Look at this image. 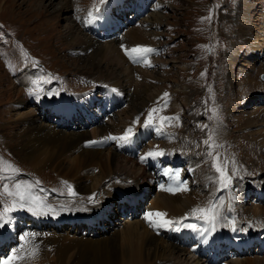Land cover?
<instances>
[{
    "label": "rangeland",
    "instance_id": "1",
    "mask_svg": "<svg viewBox=\"0 0 264 264\" xmlns=\"http://www.w3.org/2000/svg\"><path fill=\"white\" fill-rule=\"evenodd\" d=\"M64 1L53 0L50 5L49 0H42L41 7H39L38 0H0V5L3 4L0 8V213L5 207H12L13 200L17 199L4 192L5 185L8 186V191L14 192L16 184L22 186L30 184L33 186L31 188L32 194L55 209V212L39 217L64 221V225L59 227L42 225L36 228L34 225L37 223L34 222L32 227L28 228L23 226L22 221L26 217L22 214H33L26 208L15 209L9 214L11 222L0 228V232L3 231V235L0 236L9 235L10 238L16 239L20 243V248L28 247V245L22 244L20 240L21 234L24 233L35 234V239L31 236L29 237L30 240L26 239L28 242L32 240L43 241L50 238L49 235L71 241L81 235L85 238L95 239L99 238L102 233H107L106 236L119 245L130 237L129 235L122 237L119 233L123 231V225L128 222L137 223L140 231L142 225L147 226L150 234H153V227L145 219L146 213L164 212L166 218L171 219L168 210L156 206L157 197L165 194L174 198L183 192L170 193L167 190L168 185L164 182H154L151 172L148 171L150 168L142 170L143 173H146V177L139 184L133 179L126 181L123 176L121 177L122 172H117V167L114 168V173L108 178L101 179L96 184L94 179L99 174V162L94 163L95 165H92L91 169L81 176V179H85L83 184L88 189L79 191L75 184L68 180L73 178L66 176V179L64 177L72 161L77 157L75 152H70L68 156L66 154L62 156L61 159H64L65 164L55 171L52 170V167L33 168L29 163L30 160L27 159L28 155L26 154L27 148L24 150L25 142L14 134L19 130L17 120H19L20 111L34 109V117H40L41 121L46 124L51 122L54 124L58 114L47 113L51 110H43L44 113H40L37 111L34 101L41 99L53 101L66 97L78 102L75 98L80 94L82 98L88 96L90 99L96 97L101 100V95L105 91L109 90L110 87H117L115 84H106L92 79L91 71L85 70L90 65L88 58L79 57L64 39L67 25L75 24L72 18L73 14L82 17L88 14L90 10L94 11L96 8L102 7L101 0ZM157 1L162 3V7L158 8L161 16L154 29L156 37L153 40L148 37L154 46L152 48L156 51L147 54L153 60V64L147 68L153 70L157 65L158 76L160 77L153 84L147 82L145 78H139L135 94L123 93L124 107L119 106V108L114 109V113L116 112L117 115L119 112H130L133 107H136L132 113L130 127L137 136L133 135L130 145L119 143L114 139H107L111 136L107 135L105 139L104 137L98 139L101 140L98 141L99 146L102 147L100 150L111 149L124 153L123 156L132 158L134 154H131L132 151H136L140 155L155 145L159 147L161 152L167 154L162 159L168 160L160 159L163 167L169 166V170H181L180 174L186 175L187 191L189 192L190 188L198 190L193 193L198 196L195 201H199V203L183 208V213L176 216L175 219L180 220L188 216V219L183 221L188 224V221H193L192 209L207 207L210 200H215L218 204L222 200L224 206L226 205L223 210V217L215 225V231L207 235H201V232H197L199 236L197 243L196 240L188 236L189 233H186L185 240H190L194 246L201 243L200 248L202 249V244L210 237L215 242L220 241L218 238L219 231L227 232V234L238 233L235 237L238 238L236 248L237 251H240L241 244L245 243L240 239H244L245 236L233 228L238 227L239 230H246V233L257 232L261 235L258 230L264 227V160H261L258 155L260 148L257 143L258 140H255L257 136L249 134L244 128V121L247 116L255 114L252 112L254 111L253 108L264 106V81L260 79V74H264V0H251L250 4L252 3L253 7H250V12L245 16L242 13L245 8L242 5L243 0H235V2L234 0H151L147 5V12L136 19L142 18L146 14L149 15L152 4ZM111 3L104 12L106 15L102 13L101 16L111 15L121 20L129 18L131 22L135 21V19L130 18L134 11L129 8V3H126L125 15L123 16L120 15L116 0H112ZM61 6L62 9L60 10ZM108 13L110 14L108 15ZM65 15L70 16V19ZM210 15L211 20L208 19ZM241 18H244L243 23L242 20H239ZM97 20L91 24L86 23L87 25H84L83 30L84 32L87 31V35L91 34V37L100 42L101 39H98V36L102 37L106 29L97 25L96 30L95 23ZM136 21L139 22V20ZM81 22L82 19L79 18V23ZM131 22L125 20V26L118 27L116 32L119 35L125 33L127 28L134 24ZM250 23H252L253 29L251 32L254 33L261 45L260 49H253L248 39L243 36ZM146 27L148 28V26ZM108 35L110 34L108 33ZM108 43L112 44L113 41ZM122 43L123 48L126 49L127 44L124 39ZM140 45L148 46L142 45V43ZM211 45H213L214 50L209 52L205 46L212 47ZM154 63L156 64L154 65ZM26 71L30 73L28 82L26 84L16 83L17 74ZM11 82L15 84H12L14 89L24 85L21 95L12 89ZM149 85L159 89V92L154 93L155 97L152 99L146 98L150 93ZM88 91L96 95L92 96ZM30 92L31 94H29ZM165 92L169 94L168 97L163 96ZM23 99H26L25 102ZM113 104L116 106L118 102L114 100ZM127 107H130L129 110L126 109ZM154 108L157 111L153 112L152 115L157 126L161 116L179 117L178 120L173 119L164 122V134L157 132L156 127L146 128L143 126L149 110ZM213 111H215V116ZM59 116L57 121L58 125H61L64 119L60 116L62 117L60 122ZM60 127L74 132L85 131L80 128L77 120L72 121L69 125L65 122L64 126ZM142 127L144 134L141 131ZM261 127L263 126L261 125ZM96 129L100 130V128ZM141 134H143L142 139L139 137ZM209 137H212L210 141ZM205 141H209V143L206 144ZM246 142L248 143L246 144ZM93 144H96L97 147V143ZM210 144L218 145V147H210ZM214 159L217 164L224 168L227 175L232 177L231 184L227 188H221L217 182L218 174L212 166ZM170 162L171 165H169ZM141 164L144 165V163ZM149 164L151 165V163ZM233 172H235L234 175ZM160 173H164V171L162 170ZM201 173H207L206 181L202 180ZM68 185H71L72 190L76 193L74 197L69 196L68 187L66 188ZM173 187L177 188V186ZM254 187L260 188L256 191ZM119 190L129 196L133 194L131 201H137L141 204L136 211H132L130 207L126 206V202H117ZM93 194L95 195L93 196ZM240 194L241 196H239ZM89 197H93L95 202L89 203ZM143 198L144 200L141 201ZM121 199L126 200L125 197ZM257 204L263 206V210L259 209L258 212H255L253 206H258ZM229 209H231L229 214L231 218L226 217ZM92 210L98 211L99 215L94 216L92 223L89 222V218L84 223V218L88 217L87 214ZM123 210L129 213L124 215L121 212ZM155 218L152 219L155 220ZM70 220L75 223L79 221L80 225L67 222ZM233 220L235 223L239 221V226L233 225ZM200 227L203 231V228H210V225L200 224ZM24 229H28V231L23 232ZM160 230L163 234L167 231L174 232L173 229L169 228H166V231L155 228L157 232ZM190 230L192 229L190 228ZM153 235L159 236L158 233ZM175 235L176 231L170 235V239H172L170 242L177 238ZM66 239L62 240L66 242ZM252 239H255V235L248 237V240ZM131 240L134 239H129V241ZM171 244L176 246L178 250L186 248L182 250L185 252L177 260L179 263L189 259L192 263L199 260L201 261L200 264L202 262H205L204 264H229L235 259L234 250H232V259L216 263V259L204 258L197 253V256L190 257L186 253L188 246H181L178 243V247L173 242ZM214 245L221 248L219 244ZM19 247L13 248L9 255L14 252L17 253L18 249L25 258L18 259L13 264L18 262L51 264L47 256H39L42 257L38 258L39 262L27 253V248L20 249ZM6 251V244L1 242L0 258ZM69 253L72 251L70 250ZM194 253L191 252V255ZM48 255L53 257L52 252H49ZM263 259L264 251L258 252L256 245L241 257H237L239 262L247 260L244 264L248 262V264H264ZM63 261L54 264H71L66 259ZM177 262L170 259L155 261L156 264H178Z\"/></svg>",
    "mask_w": 264,
    "mask_h": 264
},
{
    "label": "bare ground",
    "instance_id": "2",
    "mask_svg": "<svg viewBox=\"0 0 264 264\" xmlns=\"http://www.w3.org/2000/svg\"><path fill=\"white\" fill-rule=\"evenodd\" d=\"M52 1L53 0H49L50 5L52 4ZM250 1L251 0H243L242 5H244L245 8H244V12L242 13H244V16L250 12V7L252 6V3L250 4ZM37 3H38V6L41 7L42 0H38ZM161 4L162 3L158 1L154 2L152 4L150 14L149 15L146 14L142 18L140 17L139 19H135V21L133 22L134 24L131 25L130 28L128 27L125 33L121 35L118 34L113 39H110L108 35L106 34L104 36V40L102 37V40H100V42L95 40L93 37H91L90 36L91 34L87 35L88 34V33L86 34L87 31L84 32L83 30L84 25L87 23L86 21L90 19L89 16L86 18L88 14H85L82 17L73 14L72 18L74 19L75 24L67 25V28L65 30V35H64L65 42L71 47L73 52L78 54L79 57H82L83 59L88 58L90 65L89 67H86L85 70H87V72L91 71L92 76L91 75L90 76L92 79L96 81H101L106 84L117 85L116 88L110 87L109 89H114L115 91H119L120 95H123V93L124 94L133 93L134 95L137 89V85L139 83V78L141 77L145 78L147 82L149 81L150 84H153L156 82V80L160 77L158 76L159 74L158 66L155 65L156 63H154L156 67H154L153 70H150L149 68H147V66L143 62H140L138 65L134 64L133 59L130 58L128 55H126L125 49L122 48V45H123L122 40L124 39V41L127 44L126 49H131L136 46H141L140 45L141 43L142 45H148L147 47H151V48L154 47L152 44V41L148 40V37L152 40L156 37L154 29L156 27V23L159 21L160 16H161L160 11L158 10V8L162 7ZM2 6L3 4L0 5V8H2ZM54 6L56 7V5ZM61 9H62V6L60 10ZM63 10L65 9L63 8ZM115 12L117 11L115 10ZM109 14L110 13H108V15ZM65 17H68V19H70L69 18L70 16L68 15H65ZM79 18L82 19L81 23H79ZM153 19H155L156 21H154ZM136 20H139V22L137 23ZM239 20H242V23L244 22V18L243 19L241 18ZM121 23H122V20H119V19H115V20L104 19V18L98 19V25L105 27V29H109V30L115 29L117 25L119 27ZM251 25L252 23L249 24V26L247 27L248 30L244 34H243L244 31L242 29L243 31L242 34L246 39H248L253 49L255 50L260 49L261 45L258 43V40L255 37L254 33L251 32L253 30ZM146 26H148V28ZM101 34H102V31H101ZM123 36H125V38H123ZM263 36H264V27H263ZM110 41H113V43L112 44L108 43ZM147 60L150 62L151 65L153 64L152 63L153 60L151 59V56L147 55ZM29 76H30V73L27 71L19 72L15 79L16 83L26 84L28 82ZM12 84L14 83L11 82V87L12 89H14L15 87ZM23 86L21 88L14 89V90H16L19 93V95H21ZM149 88H150V93L149 95H147L146 98L152 99L153 97H155L154 93L159 92V89L158 88L156 89L155 86H152V85H149ZM108 91L109 90L105 91L101 95L102 99L99 102V106H102V109L104 108L106 109L107 106L110 107L109 99L113 97V94H111ZM88 92H90L92 96L96 95V94H93L91 91H88ZM84 93H87V92H84ZM86 97L82 98L81 94L79 96L77 95L75 100L78 102H75V103L76 104H86V106H90V101L92 100H89ZM142 97L144 98V95ZM25 100L26 99H23L24 102ZM144 101H145V98L143 102ZM130 104L132 105V103ZM96 108L99 109V107H96ZM129 108L130 107H127L126 109L129 110ZM256 108L255 107L253 108L254 111L251 110L252 112L255 113L254 115L247 116V119L244 121V128L249 132V134H253L257 136L255 140L256 141L258 140L257 143L260 148L258 151V155L260 156L261 160H264V106H261L260 108L258 107ZM134 110H136V107L135 108L133 107L130 112L126 111V113L119 112L116 115V112H115L111 114L110 116L106 117L105 119H102L103 115L98 116L97 124L89 131L85 130L83 132H74V131L65 130L61 128L60 125H58L57 120H56V123L53 124L51 122L50 124L48 123L49 124L48 125L45 122H42L40 117H34L35 116L34 109H31V111L24 110V111H20L18 115L19 120H17V123L19 124L18 125L19 130L16 131L14 134L18 138H20L21 141L25 142L26 146L24 150H26L27 148V153H26L28 155L27 159L30 160L29 163L32 165L33 168L43 169L44 167L46 168L52 167V170L54 171L58 170L60 169L61 166H64L65 164L64 159H61L62 156H64L65 154L68 156L70 152L77 153V157L72 161V164L69 166L68 171L64 177L66 179L67 177L73 178V179H68V180H71L75 184L77 190L79 191H82L83 189H88L83 184L85 179L84 180L81 179L82 178L81 176H83V174H85L86 171H89L92 165H95L94 163H98V162L100 165L99 171H98L99 174L97 173L98 175L96 176V179L93 178L96 184L100 182L101 179L103 180L106 177L108 178L109 175L114 173L113 170L116 167L118 168L117 172H122L123 175L121 174V177L123 176L126 181H128L129 179H133L137 181L139 184L146 177V173H143L142 171L145 168V166L141 164L140 157L145 155L149 150L161 151L159 147L155 145L153 148L148 149L147 151L143 152V154L141 153L136 158H131V157H127L126 155L123 156L124 153H121L119 151L116 152L111 149L100 150L101 147L99 148L94 145L89 146L90 144L89 142L96 141L101 138L103 139V137L105 139L107 135H111L113 137H119L123 135L124 131L128 129L131 125V121H132L131 119L133 117L132 113H134ZM61 111L65 113V115L68 118H72L70 115H68V113H66L68 111L67 108L62 109ZM60 116H59V120L61 122L62 117ZM261 125L263 127H261ZM50 126H53V128H50ZM96 128H100V130ZM247 143L248 142H246V144ZM118 156H120L121 159H118L120 158ZM163 156L165 155H162V157ZM162 160H168V159H162ZM169 165H171V162ZM168 167L164 168L163 164L160 161L157 162V170L159 172H162L163 170L164 172L168 171L167 173H169L170 167L169 168ZM151 175H152V172H151ZM201 175H202V180L206 181L205 179L207 178V173H201ZM170 187L173 189V191H169L170 193L177 192V190H175L176 187L168 185V188ZM259 188L260 187H254V190L257 191L259 190ZM195 190L197 189L190 188L189 192L183 191L181 193L180 191L181 193L180 196H177L174 198L168 195H165V194L160 195L156 199V206H158V208L168 210L169 217L171 218V220H174L176 216H179L180 214L183 213V208H186L187 206L191 207V205H196L197 203H199V201H195V199H198V196L193 193L195 192ZM199 193L201 195V192ZM239 196H241V194ZM122 201L124 202L125 200H122ZM136 202H132V203L135 204ZM257 205L258 206L256 205L253 206L255 212H258L259 209L263 210V206H260L259 204ZM239 208L242 209V207H239ZM93 211L94 210H92V212H89L87 214L89 216L90 223L93 222L94 216L99 215L98 211L96 210L94 212ZM230 213H231V209H229V213H226V217L231 218V215H229ZM156 219L158 218H155V220ZM192 220L193 221H188V224H192V223H197L199 225L203 224L202 222L196 221L194 219ZM22 222L24 223L23 226L28 227V228H30L33 223L32 220L27 219V218H25ZM239 224H240L239 221L235 223L236 226H239ZM204 225L208 226V224H204ZM123 226H124L123 227L124 232L120 231L119 232L120 235L122 237H124L125 235H129L130 236L129 239H134V240L129 241L128 239L123 243L121 242L119 245H117L116 242L113 241L112 239L108 238L106 236L107 233H102V235H99V238H95V239L85 238L83 235H81V236H77L72 241L66 238L49 235L50 238H46L43 241L32 240L28 242L26 241V239L30 240L29 239L30 236H26L25 240L23 241L21 240V243L24 244L25 246L28 245V247H25L27 248L26 250L27 253L30 254L33 251L36 252L35 255H31L32 258L39 261L38 258H42L39 256L41 255L47 256L48 261H50L51 264H54L55 262L63 261L65 259L67 260V262L71 264H153L155 263L156 260H165V259H168V260L170 259V260H174L175 262H177V260H179V256L181 254L183 255V252H185V251L182 252V250H185L186 248L184 249L180 248L181 250H178L176 249V246L175 247L172 246L173 244H171V242H173L174 245H177L179 247L177 238L173 239V241L170 242V240H172L170 239V235L174 234L175 231L174 232L167 231V233L163 234L162 230L157 232L155 231V228H152L154 229L153 234L158 233L159 235V236H156V235L150 234V232L148 231L149 229L146 228L147 226L144 227L142 225L141 231L139 230L137 223L128 222V223H125V225ZM180 228H183V227H180ZM159 229H164L166 231V228H159ZM235 229L239 231L238 227H235ZM25 231H28V229H24L23 232ZM0 234H3V231L0 232ZM24 234H21V236ZM237 235L238 233L237 234H234V233L227 234V232L219 231L218 238L219 240H223L224 242H226L224 240L225 237L226 239L235 238ZM62 239H66V242H64ZM165 242L170 243L171 245L166 244ZM208 242L209 240H205L204 244H202L203 246L202 249L200 248L201 243L195 246L196 249L194 248V250L196 252L193 255H191L192 250L189 247L186 253L190 257H195L198 254L199 256H203L204 258L209 257L210 259H216V263H219L220 261L219 256L220 254H222V252H224L222 250H225V245L221 248H217L215 247L214 244H211L209 248ZM196 243H197V240H196ZM232 243H233V246H236L238 244V241L235 240ZM227 244L229 243L227 242ZM23 248H20V249H23ZM70 250L72 251V253H69ZM18 251L19 250L17 249L16 254L18 256H22V253ZM49 252L53 253V257H49L50 256L48 255ZM255 259L256 257L254 258V261ZM198 261L199 260H195L192 263V261H189V259H185L181 263H179V261L177 263L178 264H198ZM200 262L201 261H199V264ZM246 262L247 260L243 262H239L237 258H235L229 264H244ZM204 263L205 262H202L201 264H204ZM16 264H24V263L18 262Z\"/></svg>",
    "mask_w": 264,
    "mask_h": 264
},
{
    "label": "snow or ice",
    "instance_id": "3",
    "mask_svg": "<svg viewBox=\"0 0 264 264\" xmlns=\"http://www.w3.org/2000/svg\"><path fill=\"white\" fill-rule=\"evenodd\" d=\"M112 0H101L102 7L96 8L94 11L90 10L88 12V16L90 19H88L86 22L88 24L93 23L95 20L101 18V14L106 12L107 10V5L110 4ZM235 2V0H234ZM209 20H211V15L208 17ZM124 46L122 45V48ZM209 52H212L214 50L213 47L210 46H205ZM156 49L151 48V47H144V46H136L131 49H125V54L128 55L130 58L134 60V62L140 63L143 62L146 66H151L150 62L147 60V54L155 52ZM203 75V74H202ZM115 91V90H113ZM31 94V92L29 93ZM164 97H168L169 94L165 92L163 94ZM167 105V101L165 102V107ZM157 109H151L149 110L148 117L144 121V127H156V131L164 134L163 133V127H164V122L165 121H171L173 119L178 120L179 117H160V123L157 126L156 121L153 119V112H156ZM213 115L215 116V111H213ZM134 135L133 129L129 127L126 129L123 133V135L119 137H113L110 136L108 139H114L117 140L118 142H121L122 144L129 143ZM212 139V137H209V141ZM209 141H205L206 144L209 143ZM90 144L92 143H98V141H91L89 142ZM210 147H218V145L210 144ZM160 155H163V152L161 151H155V150H149L145 155L141 156L140 159L141 161L146 160L149 157H158ZM213 168L215 169L216 173L218 174L217 176V182L219 183L221 188H227L231 184V179L232 177L227 175L226 171L224 168H222L219 164L213 162ZM7 171V169H5ZM15 171V169H13ZM170 178L174 179L177 184V188L175 190L177 191H187V182L183 181L180 178V170H170L169 173ZM235 172H233V175ZM32 185H26L22 186L21 184H16L15 185V191L10 192L8 191V186H4V192L8 196H13L16 197L17 199L13 200L12 207H5L3 212L0 213V228L5 227L8 223L11 222V216L9 215L11 212H13L15 209H27L31 214L35 216H46L49 215L50 213L55 212V209L46 203H44L38 196H35L31 192ZM68 194L69 196H75L76 193L72 190V186L68 185ZM163 187V186H162ZM168 191H173L172 188H168ZM219 190V189H218ZM95 194H93L94 196ZM93 197H89V203H94ZM224 202L221 200L220 203L218 204L215 200H210L208 203L207 207H197L192 209V218L196 221L202 222L203 224H208L210 225V228H205L203 231H201V227L197 223H192V224H185L183 221L188 219V216H185L181 218L180 220H171L166 218V213L164 212H148L145 215V219L149 221L150 225L153 228H169V229H174L176 231L180 230V227H187L191 228L193 231L196 232H201V235H206L210 234L212 231H215V225L219 222V219L223 217V210H224ZM156 217L158 219L153 220L152 218ZM233 225H235V221L233 220ZM233 230H237L234 229ZM246 231V230H245ZM26 236H31L32 238L35 237V234H29L25 233L20 237V240H25ZM36 252L33 251L30 253V255H35ZM24 256H18L15 252L10 255L6 260L0 262V264H13V261H16L18 259H24Z\"/></svg>",
    "mask_w": 264,
    "mask_h": 264
},
{
    "label": "water",
    "instance_id": "4",
    "mask_svg": "<svg viewBox=\"0 0 264 264\" xmlns=\"http://www.w3.org/2000/svg\"><path fill=\"white\" fill-rule=\"evenodd\" d=\"M261 78L264 79V75H261Z\"/></svg>",
    "mask_w": 264,
    "mask_h": 264
}]
</instances>
